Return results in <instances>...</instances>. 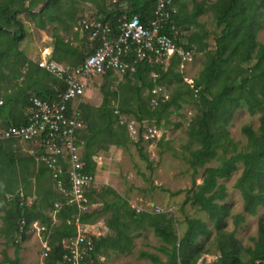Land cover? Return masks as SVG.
I'll list each match as a JSON object with an SVG mask.
<instances>
[{"label":"trees","instance_id":"trees-1","mask_svg":"<svg viewBox=\"0 0 264 264\" xmlns=\"http://www.w3.org/2000/svg\"><path fill=\"white\" fill-rule=\"evenodd\" d=\"M85 1L92 3L100 12L98 17L113 27H117V19L125 14L129 17L138 15L146 24L155 17V0ZM174 5L178 12L172 14L164 30L175 37L171 26L176 24L182 32V37L181 34L180 38L176 37L177 45L205 55L203 68L194 79V87L185 81L179 70L181 58L177 53L168 66L140 62L136 72L123 74L129 83L121 84L125 91L121 93L120 106L111 105L120 94L117 91L106 92L98 107L80 103L85 126L77 132L78 142L85 143L83 159L86 170L95 174L97 165L93 156L97 146L107 150L111 144L124 146L129 141L127 128L119 125L114 113L116 108L138 121L146 120L160 126L172 112L177 113L184 103L192 100L196 103L197 113L189 126V136L199 147L191 150L187 160L196 172L203 169V182L196 184L194 179V187L187 190L183 204L191 201L193 206L208 215L214 228L202 218L187 216V227L183 234H179L176 228L178 219L173 215L146 210L137 212L123 197L108 202L105 197L109 191H103L100 195L104 206L83 213L81 220L95 223L111 209L114 211L112 217L106 219L109 232L94 236V249L85 262L89 264L93 260L90 264H102L99 256L104 253L131 251L134 233L152 228L164 242L159 249L166 259L141 251V255L151 258V264H199L200 258L211 252V245L219 254L213 264H264V220L259 223L258 236L252 238L254 246L241 244L237 231L245 222V215H233L232 205L226 202L227 186L220 182L243 164L235 187L242 194L244 212L257 215L259 207L264 206V43L258 40V32L264 24V0H216L212 4L209 0H194L191 8L186 0H174ZM66 6L72 8L68 0H0V131L12 125L29 123L32 96L57 101L67 88L63 80L29 58L21 47L28 32L21 14L28 16L34 27L40 30L47 29L50 23L59 24L52 34V60L76 67L93 53L96 43L89 42L87 34L84 33L87 45L81 47L73 45L61 34ZM207 12L213 14L218 31H211L200 21ZM68 27L66 24L67 30ZM211 37L214 46L209 42ZM154 72L159 74L158 78L153 77ZM113 75L110 72L103 76L109 78ZM21 78L23 80L19 82ZM157 84L172 88V92L167 101L153 106L152 90ZM195 89H198L197 93ZM108 93L112 95L110 98ZM241 108L251 114H260V125L258 130L249 124L243 127L248 142L245 149L237 151L229 125ZM18 141L0 139V233L16 250L14 257L4 254L0 264H22L20 243L35 221L46 224L44 233L49 248L44 264H61L65 254L63 240L76 235V227L68 221L79 213L78 207L75 204L62 206L56 212L58 222L53 221L48 211L54 210L55 202L62 197L55 191L52 173L45 163L37 165L36 156L17 154L14 146ZM135 143L142 157L147 159L143 140ZM213 160H219V164L207 166ZM64 165L68 166L67 163ZM48 176L53 185L48 184ZM32 178L36 179L35 183ZM96 191L91 189L88 192L93 203ZM34 193L38 198L32 205L21 203ZM230 217L235 222L233 230L227 228ZM202 238L210 243L201 241Z\"/></svg>","mask_w":264,"mask_h":264},{"label":"rangeland","instance_id":"rangeland-1","mask_svg":"<svg viewBox=\"0 0 264 264\" xmlns=\"http://www.w3.org/2000/svg\"><path fill=\"white\" fill-rule=\"evenodd\" d=\"M186 1L188 2L189 8H191L194 0ZM215 1L209 0V3L212 4ZM84 8L87 11L89 6ZM20 18L28 27L27 36L22 42L21 47L28 56L33 57L35 60L40 59L44 52L47 53L45 47L48 45L46 44L48 37H51L55 26L59 24L57 22L55 24L50 23L47 29L40 30L34 27L32 20L28 16L21 14ZM200 21L211 31H218L211 12L202 15ZM61 34L64 36L63 29L61 30ZM69 34L72 33L69 32ZM187 34H190V31H187ZM258 40L264 43V24L263 28L258 32ZM209 42L214 46L215 41L213 37L209 39ZM80 44L81 46L83 44L87 45V40L84 36L83 41L82 39L80 40ZM204 58L205 55L203 53L195 51L193 60L179 67V70L184 75L185 81L189 83V81L194 80L198 76L203 68L202 61ZM18 81L20 82L21 79ZM122 83H129V80L123 74L119 73H114L109 78L104 76L94 77L92 79L93 86L91 91L88 96L82 99L81 103L97 107L102 104L106 92L112 94L117 91L120 94L117 99H113L111 105L118 107L121 105V93L125 91L121 87ZM166 88L170 93L172 92V88L168 86ZM92 89L96 91L92 92ZM110 93H108L109 98L112 96ZM196 113V103L191 100L188 103H184L177 113L172 112L167 121L160 124V126L157 125L162 132V137L158 142L143 145L147 159L142 157L135 140L131 136L124 146L111 144L107 150L100 149L97 146L95 155L100 154L102 159L101 164L96 167L95 171L97 194L93 206L96 207L99 203L102 208L104 201L101 199L100 194L103 191H109L105 197L108 202H113L118 200L119 197H123L129 206L137 212L146 210L152 213L166 212L173 215L178 219L176 228L179 234H183L187 227V216L202 218L213 229V223L206 213L201 212L196 206H193L191 201L185 203V205L183 204L187 196V190L194 187V179H196V184L203 182V169L199 168L196 172L187 160L191 150L199 147L189 136V126ZM259 117L260 114H251L246 108H241L235 113L234 119L229 125V130L234 144H236L237 151H241L247 146L248 139L243 133V127L249 124L255 130H258L260 125ZM27 148L28 146L22 142L14 146L15 152L23 155L28 154ZM230 153L233 152L231 151ZM218 164L219 160H213L207 166H215ZM242 171L243 164H240L236 172L220 182L227 186L228 197L226 202L232 205L233 215L239 213L245 215V222L242 223L237 231V237L240 243L244 246L253 247L254 242L252 238L258 236L259 223L261 219L264 220V206L259 207L257 215H250L244 212L242 194L235 187V183L242 174ZM31 180H34V178ZM113 212L110 209L99 220L97 219L98 222L95 224L98 232L104 234L107 231L106 219L111 218ZM56 220H58L57 217ZM1 224L0 222V227ZM41 225L46 227V224ZM227 228L229 230L235 228L233 217L227 220ZM134 238L131 251L126 253L110 251L99 256V261L104 260L102 262L103 264H151V258L147 255H141V251L158 254L163 260L166 259V256L159 249L164 242L160 237L155 235L152 228L134 233ZM201 241L206 244L210 243L209 240L207 241L204 238ZM45 243L48 244L46 233L32 226L26 238L20 243L21 250H19V255L21 257V263L44 264L46 257ZM210 247L211 252L203 255L200 258L199 264H213L217 260L219 254L215 246L211 245ZM15 252V246L12 243H8L0 233V262L3 261L4 254L14 257Z\"/></svg>","mask_w":264,"mask_h":264},{"label":"built area","instance_id":"built-area-1","mask_svg":"<svg viewBox=\"0 0 264 264\" xmlns=\"http://www.w3.org/2000/svg\"><path fill=\"white\" fill-rule=\"evenodd\" d=\"M155 1V17L148 24L138 15L129 17L125 14L117 19V27H113L110 22L92 13L81 12V31L96 43L93 53L76 67L48 58L41 59L39 65L63 80L67 85L66 91L57 101L32 96L29 123L12 125L0 131V139H17L27 144L28 154L36 156L37 161L48 166L55 191L62 197V200L55 202V213L64 205L75 204L78 207L79 213L68 221L76 227V235L63 240L65 254L61 264H88L85 261L94 249L95 235L90 230V224L82 222L81 215L94 209L88 192L96 189V174L86 170L87 164L83 159L85 143H79L77 135L78 130L85 126L79 105L92 79L110 72H136L140 62L168 66L176 53L181 58V66L194 58V50L177 45L176 37L180 38V34L182 37L180 27L176 24L171 26L175 37L164 30L171 21L172 14L178 12L174 0ZM153 77L158 78L159 74L154 72ZM189 83L194 87V80ZM195 91L197 93L198 89ZM169 98L170 92L165 85L154 86L151 100L153 106ZM114 113L118 116L119 125L127 128L133 140L142 139L145 144H150L158 142L162 137L156 124H150L146 120L138 121L119 108ZM101 159L100 154L93 156L97 166L101 164ZM64 163L68 166L65 167ZM8 197L11 198V195ZM35 198L36 196H28L21 203L32 205ZM33 225L38 226V223ZM38 228L42 232L46 229L41 224ZM48 248L45 243V256ZM92 262L93 260L89 264Z\"/></svg>","mask_w":264,"mask_h":264},{"label":"crops","instance_id":"crops-1","mask_svg":"<svg viewBox=\"0 0 264 264\" xmlns=\"http://www.w3.org/2000/svg\"><path fill=\"white\" fill-rule=\"evenodd\" d=\"M69 1V3H71L72 4V8H69L68 6H66V11H65V9H64V38L66 39V40H69L73 45H75V46H80L81 47V44H80V40L82 39V41H83V36L85 37V34L81 31V27H80V18H79V14L81 13V12H84L85 14H87V12H89V13H92V14H94V15H96V16H98V14H100V12L98 13V10L96 9V7L92 4V3H90V2H88V1H85V0H68ZM123 5H127L126 3H124ZM86 6H89V8H88V10L86 11V9L84 8V7H86ZM110 8H113L112 6H110ZM69 9H71V10H69ZM66 24H68L69 25V27H68V30L65 28L66 27ZM42 32H44V31H42ZM69 32H71L72 34H69L68 35V33ZM73 33H74V35H73ZM86 38V37H85ZM88 38V37H87ZM88 40H89V38H88ZM54 38H53V35H51V37H48V41L46 42V44H48V45H46V52L47 53H43V55L41 56V58L40 59H37V60H35L33 57H31V56H28L29 58H31L32 60H34V61H40L41 59H43V58H48V59H52V53H53V50H54ZM89 42H90V40H89ZM25 71V70H24ZM102 77V76H101ZM21 80H23V78H21ZM92 81H91V83H90V86H89V88H88V91H87V93H86V95L84 96V97H86V96H88V94H89V92L91 91V88H92ZM94 91H96V90H93L92 89V92H94ZM83 97V98H84ZM82 98V99H83ZM81 102H82V100H81ZM98 107V106H97ZM161 140V138L159 139V141ZM18 142H20V141H18ZM25 144V143H24ZM26 146H27V144H25ZM99 155V154H98ZM25 156H28L27 154L25 155ZM38 166H40L41 165V163H40V161H38V164H37ZM33 166L34 165H32L31 166V170L33 169ZM99 166V165H98ZM47 179H49V181H48V184H52L53 182H52V180H51V178L48 176V178ZM34 180H35V182H36V179L34 178ZM34 180H32V182H34ZM34 182V183H35ZM53 185V184H52ZM36 189V185L34 186V190ZM31 196H36V198H35V200L38 198V196L34 193V194H32ZM93 208H97V209H101V207H100V204L98 203V205L96 206V207H93ZM51 212H52V214H51ZM49 214H51V217L53 218V221H55V222H57L58 220H56V217H57V213H55L54 212V210H50L49 212H48ZM58 219V218H57ZM98 220H99V218H98ZM98 220L95 222V223H97L98 222ZM38 223V226H34L33 224L34 223ZM33 224H32V226L33 227H39V221H35ZM95 223H92V224H90V230H91V232H93L94 233V235L95 236H101V235H106L108 232H109V228H108V226H107V231L103 234V233H100V232H98L96 229H97V226H96V224ZM40 224H42V223H40ZM21 250V249H20ZM103 257V256H102ZM102 262H104V260L103 261H101V263ZM103 264V263H102Z\"/></svg>","mask_w":264,"mask_h":264}]
</instances>
